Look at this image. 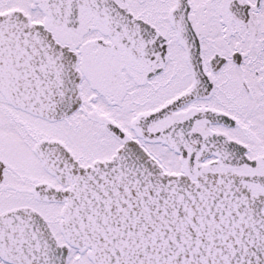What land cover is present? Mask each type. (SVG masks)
I'll return each mask as SVG.
<instances>
[{
    "label": "snow or ice",
    "instance_id": "6c2138e0",
    "mask_svg": "<svg viewBox=\"0 0 264 264\" xmlns=\"http://www.w3.org/2000/svg\"><path fill=\"white\" fill-rule=\"evenodd\" d=\"M0 264H264V0H0Z\"/></svg>",
    "mask_w": 264,
    "mask_h": 264
}]
</instances>
